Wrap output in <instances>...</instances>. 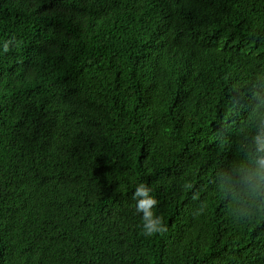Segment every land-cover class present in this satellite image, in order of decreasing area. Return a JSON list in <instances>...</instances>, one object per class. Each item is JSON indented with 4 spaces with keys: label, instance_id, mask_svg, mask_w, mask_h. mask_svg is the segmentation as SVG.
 <instances>
[{
    "label": "trees",
    "instance_id": "16d2710c",
    "mask_svg": "<svg viewBox=\"0 0 264 264\" xmlns=\"http://www.w3.org/2000/svg\"><path fill=\"white\" fill-rule=\"evenodd\" d=\"M253 1L0 0V264H264Z\"/></svg>",
    "mask_w": 264,
    "mask_h": 264
},
{
    "label": "clouds",
    "instance_id": "9594fccd",
    "mask_svg": "<svg viewBox=\"0 0 264 264\" xmlns=\"http://www.w3.org/2000/svg\"><path fill=\"white\" fill-rule=\"evenodd\" d=\"M248 1L251 2L253 0ZM12 43L13 40L4 43L3 49L5 53L9 51V45ZM262 147H264V145H262ZM132 198L136 201L137 212L142 213L144 234L147 236H152L157 233L163 234L166 228L163 226V218L157 216L153 211L158 201L151 195V189L144 183H140L137 185Z\"/></svg>",
    "mask_w": 264,
    "mask_h": 264
},
{
    "label": "bare ground",
    "instance_id": "6f19581e",
    "mask_svg": "<svg viewBox=\"0 0 264 264\" xmlns=\"http://www.w3.org/2000/svg\"><path fill=\"white\" fill-rule=\"evenodd\" d=\"M38 109H39V108H38ZM108 116H109V115H108ZM96 119H97V118H96ZM96 127H97V126H96ZM98 138H99V137H98ZM99 139H100V138H99ZM101 140H102V139H101ZM144 140H145V139H144ZM54 142H55V141H54ZM97 143H98V142H97ZM54 144H55V143H54ZM99 144H100V143H99ZM130 144H131V143H130ZM130 144H129V145H130ZM133 144H134V143H133ZM99 146H100V145H99ZM146 147H147V146H146ZM96 148H97V147H96ZM96 148H95V150H97ZM137 148H138V147H137ZM137 148H135V149H137ZM141 148H142V147H141ZM130 149H131V148H130ZM135 149H134V150H135ZM107 150H108V149H107ZM139 150H140V149H139ZM87 151H88V149H87ZM101 151H102V150H101ZM137 151H138V149H137ZM104 153H105V152H104ZM145 153H146V152H145ZM150 153H151V152H150ZM135 154H136V153H135ZM83 155H84V154H83ZM90 155H91V154H90ZM95 155H96V154H95ZM92 157H93V156H92ZM98 157H99V156H98ZM81 158H82V157H81ZM83 158H84V157H83ZM88 159H89V158H88ZM91 159H92V158H91ZM145 160H146V159H145ZM149 164H150V163H149ZM115 166H116V165H115ZM150 167H151V166H150ZM150 167H149V168H150ZM149 170H150V169H149ZM153 170H154V169H153ZM162 173H163V172H162ZM164 173H165V172H164ZM152 177H153V176H152ZM158 177H159V176H158ZM155 181H156V180H155ZM149 184H150V183H149ZM164 186H165V185H164ZM164 186H163V187H164ZM168 189H169V188H168ZM163 191H164V190H163ZM167 195H168V194H167ZM89 222H90V221H89Z\"/></svg>",
    "mask_w": 264,
    "mask_h": 264
}]
</instances>
